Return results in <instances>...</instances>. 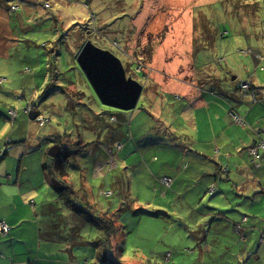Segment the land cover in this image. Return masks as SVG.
<instances>
[{"label":"rangeland","instance_id":"1","mask_svg":"<svg viewBox=\"0 0 264 264\" xmlns=\"http://www.w3.org/2000/svg\"><path fill=\"white\" fill-rule=\"evenodd\" d=\"M6 1L9 6L17 5L19 7L18 15L23 17L26 9H29L32 12L35 11V14H38V12L41 13V9L49 10L51 14L56 16V25L58 28H63V30L69 29L71 32V35H67L68 39L66 42V47L70 52H73L70 50V48H73L74 53H79V50H81L80 47L82 48L85 42L91 40L95 45L110 50L119 56L122 61H124L129 76H133L135 79H139L140 82L145 84L146 99L148 98L150 90L152 92L159 89L162 90V86L158 83L152 85L150 76L163 72L151 67V63H149V59L147 58L148 53L145 56L143 52L148 51V49L145 48L155 46L164 34L153 32L152 22L148 25V28L153 34L147 30V26L134 27L133 21H131V18H133L132 16L148 10L149 19L151 17L165 16L169 23H173L178 18H181L183 13L189 10V8H198V5H193L191 0L186 3L182 0H166L162 2L156 0V3L154 0H48L47 2L50 3V6L47 7V9L44 7L46 0ZM198 1L202 2L203 7L198 12L199 18H196H198V27L203 29L205 43L198 41V37L197 45L201 46L203 43L208 44L210 48L207 52L211 54L217 53V55H215L216 65H206L199 68L193 67L192 70L186 65L180 67V71L182 70V73H185L186 76L189 74V77L190 74L193 75L195 74L194 71H196L197 75H200L201 77V79H199V83L201 84L202 81L211 79L212 76L209 73H214L216 75V72H219L224 74L228 70V66L231 65L236 71L240 72L237 73L239 80L246 79L245 66L250 61L244 54V50L247 48V43L250 41L255 42V40H259L260 42L264 38V0H216L215 2L195 0V3L198 4ZM2 3L3 2H0V37L3 36L9 47L15 44L16 46H14L11 52L6 51L4 53V51H0V54H4L0 55V96H6V92H8L6 102L15 107L16 111H20V114L17 111L18 115H20L19 118L17 116L18 119L16 118L13 123L16 122L18 124L20 122L23 127H25L28 136L30 135L27 141L23 139L21 143L19 142L20 144L17 143L22 147L21 154L28 151L33 154L44 156V159L47 161L44 162V165L47 163L49 167H53L54 161L50 159L51 157L48 155V150L54 143L63 139V137L74 140L76 139L75 141L84 140L85 142H93L92 144L96 145H100V142L103 144L104 138H102L100 134H103L104 126L96 124L99 117L94 118L93 113H90V111L85 108L84 103L91 107H96L98 105L105 111L112 110L132 113L137 109L135 112L138 113V120L140 122L138 123L136 120L137 122H131L127 127L125 126L124 138L125 140L132 141L135 148L138 150L146 149V144L153 140H160L161 142L163 140L165 142V139L174 140L173 137L179 136L177 131L175 132V136L167 134V132L171 130L170 126L165 122V115L169 112L167 107L162 105L160 112L163 115H159L157 120H153V117L147 111L149 110V112L152 113L150 109H153V107L144 98L143 100L141 98L136 109L125 111L106 107L99 101L96 94L94 95V98L97 101L96 105L91 95L86 99L83 98L80 100L76 93L75 86L73 87L72 85L68 86L67 91L76 98H70L68 103H65V99L61 98L64 93L60 91L57 92L59 89H56L55 93L54 90L52 94L50 93L47 95V93H44L43 96H40L48 83L56 82L58 85L60 84L57 80L51 78L49 71H47L44 79H41V75L39 74L36 76L32 75V70L29 68H34L35 65L28 62V57H26L25 54L27 56H33L37 49L30 47L29 45L31 44L27 39H39L38 42L40 44H43L44 41H50V45L54 44L56 42L54 40L57 39L53 29L54 20H56V18L53 17V20L50 21L51 25H49V21L46 22L45 18L31 23L28 21L29 17H24L21 21L23 28L30 27L32 29L34 24H36V27L38 28H34L26 34L23 32L24 34L22 33L20 38L15 39L14 41L12 38L16 37V35L13 34V32L10 34V31L8 30L12 16L6 8L2 7ZM154 12L156 13L154 14ZM204 13L210 15V26H207V20L201 16ZM220 16H222V18H220ZM15 18L16 17L13 18L14 24L16 20ZM106 19H108V21H105ZM240 24V28L244 29L246 26V32H243V30L241 31L238 27ZM120 25H123V27L119 30L121 31V34L119 35L116 30L119 29ZM227 25H229L230 28L232 27L231 29L228 28L231 33L227 37L221 38L222 32L223 35L227 34L223 31ZM212 26L215 30L211 29ZM168 28L169 25H165L162 31L168 30ZM206 29L209 32L208 34ZM220 29H222V31H220ZM122 33H124L125 38ZM217 39H219V45H217ZM118 45L120 47H118ZM208 45L206 46L208 47ZM55 48H59V46L56 47L51 45L50 51L55 52ZM241 50L243 51L241 52ZM196 52H198V50ZM200 52L202 53L200 56L201 63L206 60L213 61L209 54L204 51ZM61 53L62 55L58 61V70L63 74L62 76L64 78L66 76L72 77V72H67V69L72 65V57L68 55L65 46L64 52ZM195 62L197 63V61ZM217 68H219L221 72L218 71ZM50 71L54 72L53 70ZM138 73H141V75H138ZM211 81L209 84L212 83ZM81 83L84 84L85 80H81ZM32 101L40 113L51 118L45 127L40 126L37 120H32L29 114L24 115L23 111L28 103H30L28 106L35 108ZM178 105L179 102L176 101L175 107L177 108ZM142 109H144L143 112ZM103 116L105 115L102 114L101 117ZM12 120L13 119L7 121L9 127L7 134L13 133L11 137L14 140L16 139V132L12 131L14 125L11 123ZM174 125L176 130H180L181 132L186 131V135L191 137L193 142L194 139L198 137L199 133L205 132L202 125L199 129L198 127L195 128V125L193 126L189 123L182 124L177 122ZM250 127L253 128V126ZM209 132L212 133L211 130ZM230 134L231 132L229 131L228 135ZM150 135H154L155 137L151 138ZM7 136L8 135L4 134L0 137V144L7 147L6 149L11 150L15 145H11V141L7 143ZM219 137L222 139L224 133H221ZM181 142L182 141L179 139V143ZM155 143L158 142L155 141ZM156 147L159 157L163 159L165 155L166 159L167 149L165 150L164 146L159 145ZM219 147H221L220 144ZM110 148V145L106 147L107 152L110 155L105 164H103V162L101 165L96 163L94 167V175L101 176L103 172L107 170L110 175L112 174L111 177L109 175L107 179L101 182V179L93 175H91V179L87 173H84V176L96 185V194L99 196L100 186L101 188L105 184L110 186L109 180L113 181L116 180V178L124 180L121 183V189L119 190L121 193L120 199H118L119 194L118 192H115L114 186H106L104 190V192L106 190L114 191L112 200L115 203H118L117 206L123 208L120 213L115 211L113 214L111 213L109 215V217H114L115 219L117 234L109 237L104 232L105 228H101L100 225L95 223L97 218L102 217L103 215L101 212H89L82 204L86 199L85 203L87 207L91 205L93 211L95 210L93 203L96 200L94 197H89L88 192H86V195H83L84 193L81 188H78V190L75 191L81 196L82 200L78 199V194L73 193L72 199H77L78 203L73 200H70L69 202L67 195L70 193H66L65 195L61 193L60 200V194H56L53 190L48 193L52 200H50V203H45L46 207L49 209L53 208L54 215L43 218L45 241L42 243L38 242L37 248H35V250L31 249L32 252L29 251L27 253V258H29L28 263L37 260L38 254H40V249L44 255L52 256L55 255L51 253L52 249H55L57 245L59 248L63 247V240H66L65 242H67L68 240L71 241L76 239L78 241L77 243L82 241L88 243L86 246L84 245L76 248L77 251L82 252L83 256H86L85 264H108L109 259H103V257L99 258V253L93 257L94 253L99 249L98 246L92 244V242L97 240L96 238L100 233H104L105 236H103L101 240L109 238L111 241V247L115 250L114 253L116 256L110 257L111 260H114L113 262L120 260L127 264H211L210 261L216 257V250L214 248L207 251L205 249H203V251L195 249L196 251L192 250L189 253V250L198 245V243H194L189 230L195 228L193 222L211 223L214 220L213 217L215 218L217 213L204 216L206 212L201 209L202 207H206V205L207 207L212 208L210 203L213 202H205V204L198 206V204L193 203L191 200H187V196L181 198L178 192L175 196L171 193L165 197L157 196L155 194V185L158 186L157 180L153 178L151 173H146L143 170V168L147 166L146 162H149L150 156L139 157L136 156L134 151H132L129 155V162L121 165V167H127V169H125L126 172H121L114 161V158L119 161V157H117L115 153L111 154ZM18 150L19 149H13L11 155L8 157L10 159L9 162H5V165L9 167L10 170L12 168L15 172L19 170L20 159L18 156L20 154L17 156L15 155ZM33 159L38 160L37 158ZM185 160L188 162L193 161L192 157L188 155L185 156ZM29 161L30 160L27 159L26 164L29 163ZM75 162H77L76 158L69 159L68 168L74 170V172H72L73 178H69L67 175V177L65 176V180L69 181L74 188H77L81 187V178L80 172H77V170L72 167ZM133 162H136L138 165H133ZM85 164L89 166L90 163L86 162ZM84 187H86L85 183ZM84 196H86V198ZM219 196L222 197L226 203H229L232 200L227 194L223 195V193H221ZM260 196L264 197L263 194ZM212 198L213 197L208 193L205 195L206 201H209ZM101 199L104 202H107V200L110 201V198L106 199L104 197ZM149 201H153L154 204H150ZM242 201L246 203L249 202L248 199ZM135 209H142L144 211L137 212L139 210ZM105 210L106 212L103 214L108 218L107 213H109V210L107 211L106 208ZM254 210L257 213L260 211V209L255 208H252L249 211V215L252 216L250 222L257 220L253 217L258 216V214L254 213ZM233 212H238V210L235 209ZM59 219L62 221H59ZM52 224H56L57 226L53 227ZM121 225L123 226V229ZM9 226L12 229V233H16L17 229L12 225ZM122 230L125 233L123 236ZM111 231H113V229ZM53 235L59 236L57 238L58 240L60 239L59 242H52L49 240L53 238ZM202 235V233L195 234L199 239ZM24 238L25 239L23 240H17V243L14 245V249L17 250L18 254L25 247L23 241H26L30 246H36L33 235L25 236ZM241 244L244 248L243 251L239 253V257L243 259H246L250 255L255 258L260 257V260H258L257 263H264V248L260 250L261 246L264 244L262 241L251 242L248 240L243 241ZM217 248L219 250L222 249L218 251V255L224 257L226 244L219 243ZM89 251L91 252V256H89ZM12 254H15L14 251H12ZM226 257L228 258L227 255ZM230 259L237 263L234 257L230 256ZM249 264H255V262L251 261Z\"/></svg>","mask_w":264,"mask_h":264},{"label":"crops","instance_id":"2","mask_svg":"<svg viewBox=\"0 0 264 264\" xmlns=\"http://www.w3.org/2000/svg\"><path fill=\"white\" fill-rule=\"evenodd\" d=\"M162 1L166 0H158V2ZM182 1L186 3L189 0ZM205 1L215 2L216 0ZM154 2L156 3V0H154ZM191 3L193 5H198V8H189V10L183 13L181 18H178L173 23H169L165 16L151 17L149 19L148 10L136 14L137 16L133 15V18H131L136 28L147 26V30L152 34L153 32L164 34L157 44L153 46L154 53L152 63L150 64L151 67L163 72L150 76L152 85L158 83L162 86V90L159 89L153 92L150 90L147 99L145 98L144 90L141 98L142 100L143 98L146 99L153 107V109H150L152 113L147 110L153 117V120H157L159 115H163L160 112L162 105L167 107L169 112L165 115L167 118H165V122L171 128L167 134L175 136V132L177 131L179 136L173 137L174 140L165 139V142L163 140L162 142L160 140H153L146 144V149L138 150L135 148L132 141L125 140L124 138L125 126L127 127L131 122H135L136 120L138 123L140 122L138 120L139 115L135 112L137 109L132 113H128L112 110L105 111L98 105L96 107H88V105H85V108L90 111V113L93 110L92 113L94 118L99 117L96 124L104 126V132L102 135L100 134V136L104 138L103 144L100 142V145H96L92 144L93 142H85L84 140L75 141L76 139L74 140L67 137H63V139L59 140L60 143L65 144L73 150L71 158H76L77 160L72 167L77 170V172H80L81 187L74 189L78 190V188H81L84 193L83 195H86V192H88L89 197H94L96 200L93 203L95 206L94 211L91 205L87 207L85 203L86 199L82 202L83 205H86L89 212H101V214H103L106 212L105 208L112 213L115 211L120 213V211L123 210L121 207L117 206L118 203L112 200L114 191H112L111 195L105 194L106 191L110 190L104 192L106 186H114L115 192L119 194L118 199H120L121 193L119 190L121 189V183L124 181L123 179L120 180V178H116V180L113 181L109 180L110 186L107 184L102 188L100 186L99 196L96 194V185L84 176V173H87L91 179V175L95 176L94 167L96 163L101 165L103 162V164H105L110 155L106 149L109 145L111 147L110 153H115L117 157H119V161L115 158L114 161L121 172H126L124 171L125 167H121V165L129 162V155L132 151L139 157L150 156V160L148 163L146 162V164L154 173L158 175H171L174 177V191L171 192L173 196L178 192L181 198L187 196V200H191L193 203L198 204V206L205 204V202H213L210 203L212 207L222 209H246L250 211L252 208H255L264 211V197L260 196L261 194L264 195V149L259 150L261 155L259 160H255L251 154V149L261 140L264 141V69H262V67H264V62L259 58V54H264V38L260 42L259 40H255V42L250 41L247 43L246 49H250V54L246 55L247 51L245 52L246 54H244L250 61L245 66L246 79L239 80L237 73L240 72L229 65L228 70L224 74L219 72H216V75L214 73H209L212 76L211 79H206L200 84L199 79H201V77L197 75L196 71H194L195 74H190L189 77V74L186 76L185 73H182V70L180 71V67L188 65L191 70L193 67H197V63L200 61V56L202 54L200 51L206 52L213 59V61L206 60L205 64L200 67L216 65L215 55H217V53L211 54L207 52L210 46L204 44L203 29L198 27V12L203 7L202 2L198 1V4H196L195 0H191ZM26 11L28 12H26V17L30 14L37 19V14H34L29 9H26ZM45 12L49 14L47 17H50H46L45 21H49V25H51L50 21L53 20V17L56 18V16L51 14L50 11H42L41 13ZM155 13L156 12H154V14ZM14 16L21 21L24 19L23 17L20 18L18 14H14ZM201 16L207 20V26H210V15L204 13ZM56 20H54L53 26L56 25ZM28 21L32 22L31 19ZM105 21H108V19ZM151 22L153 23V32L148 28ZM165 25H169V28L168 30L162 31ZM240 26L241 24L238 25L239 28ZM122 27L123 25H120L119 29L116 30L119 35L121 34L119 30H121ZM228 28L231 29L232 27L230 28L229 25H227V29ZM21 29L23 30V26H21ZM211 29L215 30L213 26ZM229 29L224 31V33H227L226 35L231 33ZM240 29L241 31L243 30V32L247 31L246 26L244 29ZM8 30L10 34L13 32L11 23ZM54 33L55 35H61L59 30L54 31ZM122 34L125 38L124 33ZM198 37V41L204 42L201 46L197 45ZM12 39L15 41L16 37ZM218 40L219 39H217V44ZM206 45H208V47ZM14 46H16V44L9 47L3 36L0 37V51H4V53L6 51L11 52ZM118 47L120 46L118 45ZM70 50L74 51L73 48H70ZM197 50L198 52H196ZM0 55L4 54L1 53ZM195 61H197V63ZM217 70L220 71L219 68H217ZM80 76H82L81 72ZM79 80H82V78L80 77ZM211 80H215L218 83L213 88V82ZM138 81L140 80L138 79ZM210 81L212 83L209 84ZM241 81L248 82L250 88L245 90L241 89ZM6 93V96H0V137L4 134L8 135L6 138L7 143L11 141L10 144L15 145L13 149H19L15 155L17 156L20 154L21 156H18L20 159L19 170L16 172L12 168L10 170V168L5 165V162H9L10 159L8 157L11 155L13 149L8 152L6 149L7 147L0 144V149L2 150L1 154H5V158L7 159V161L2 162L0 165V222L5 221L17 229L16 233H12V229H10L9 233L5 236L0 234V264H85L86 256H83L82 252L77 251L76 248L84 245L86 246L88 243L83 241L77 243L78 241L76 239L71 241L68 240L67 242L63 240L62 248H59L57 245L55 249H52L51 253L55 254L52 256L44 255L40 249L37 260L28 263L29 258H27V253L35 250L38 242L42 243L45 241L43 218L54 215L53 208L49 209L46 207L45 203H50V200H52L48 195L50 191L54 190L55 193L58 194L52 180L54 177L60 181H63V179L60 178V174L57 172L56 167H52L50 170L47 163L44 165V162H47L44 156L33 154L28 151L21 154L22 147L18 144H20L23 139L27 141L30 135L28 136L25 127H23L20 122L18 124L16 122L13 123L15 119L11 121V123L14 124L12 131L16 132V139H12L11 136L13 133L7 134L9 128L7 121L11 119L8 110L9 106L12 105L6 102L8 92ZM93 100L96 105L97 101L94 97ZM176 101L179 102L177 108L175 107ZM28 105H30V103H28ZM28 105L23 111L24 115L28 114L26 112ZM143 110L144 109H142V112ZM34 111H38V109L35 107ZM18 112L20 114V111ZM32 113L33 112L30 114ZM233 113L240 114L245 119L244 123L236 122ZM102 114L105 116L101 117ZM19 116L20 115H18V118ZM177 122L182 124L189 123L193 126L195 125V128L198 127V129L202 125L205 132L199 133L198 137L194 139L193 142L192 138L186 135V131L181 132L180 130H176L174 124ZM249 125L253 126V128ZM210 130L212 133L209 132ZM229 131L231 132L230 135H228ZM221 133H224L222 139L219 137ZM154 135H150V137H155L156 135ZM179 139L182 141L181 143H179ZM155 141L158 143H155ZM162 144L166 146H164V149H167V160L165 159V155L163 159L160 158L158 150L156 149L157 145L160 146ZM219 144L221 147H219ZM187 155L191 156L193 161H186L185 156ZM33 158H37L38 160ZM27 159L30 161L26 164ZM86 162L90 163L89 166L85 164ZM66 170L68 172V177L73 178L72 172H74V170L68 169L67 167ZM109 175L110 173L106 170L101 176L95 177H98L102 180L101 182H103ZM84 183L86 187H84ZM212 186H214V190L211 192L210 188ZM156 193L157 196L162 197L168 195L164 192H160L159 194V191H156ZM207 193L210 195L214 194L211 196L213 198L209 201L205 199ZM221 193H223V195H229V198L232 199L231 202L226 203L225 200L219 196ZM84 197L86 198V196ZM104 197L106 199L110 198V201L107 200V202H104L101 199ZM59 198L61 200V196ZM245 199H248L249 202L246 203L242 201ZM201 209L206 211L205 207ZM212 213L214 215L213 211H208V214ZM231 213L234 214L232 216L238 218L239 215L233 212H230V214ZM254 213L256 214L257 212L254 210ZM254 218L257 220L252 223L255 225L259 223V227L253 228V230L241 229L240 234L245 238L246 233L247 239L261 234V241L264 243V212L258 214V216ZM213 219L211 223L193 222L195 228L189 230V233L194 243H198V245L189 250V253L192 250L203 251V249H205L207 251L214 248L216 250V257L210 261L211 264H236L235 261H231L230 256L234 257L237 261L239 253L243 251L244 246L241 243L244 240L241 241L239 239L230 220L222 219L218 214H216ZM59 221L62 220L59 219ZM52 226L54 227L57 225L52 224ZM196 233H202L203 235L199 239L195 236ZM29 235L34 236L36 246H30L26 241H23L25 247L18 254L17 250L14 249V245L17 243V240H23L25 236ZM103 236H105L104 233H100L95 241L101 240ZM52 237L53 238L49 240L52 242H59L60 239H57L59 236L53 235ZM247 239L245 241H247ZM217 243L226 244V251L224 254L227 255L228 258H221L222 256L218 255V251L222 249L219 250L217 248ZM263 248L264 244L261 246L260 250ZM12 251H14V255ZM98 252L99 250L94 253L93 257H95ZM89 256H91L90 251ZM247 259H249L250 262L254 261L255 264H264L262 262L257 263L260 257L255 258L250 255Z\"/></svg>","mask_w":264,"mask_h":264},{"label":"trees","instance_id":"3","mask_svg":"<svg viewBox=\"0 0 264 264\" xmlns=\"http://www.w3.org/2000/svg\"><path fill=\"white\" fill-rule=\"evenodd\" d=\"M47 1L48 0H46L45 5H44V7L46 9H47V7L50 6V3H48ZM0 2H3L2 3V6L4 8H6L11 13L10 15L12 16V20H11L10 23L13 26V34L16 35V39L20 38V36L22 35L23 32H25V34H26V33L30 32L32 29L38 28L34 24V27L32 29L30 27H27V28H23V30H22L21 29V26H23V25L21 24V20L20 19H18L16 17L15 18L16 19L15 20V24L13 23V18L15 17L14 14H18L19 7L17 5L9 6L7 4V1L6 0H0ZM4 3H5V5H4ZM42 11H49V10H41L40 12H42ZM26 12L27 11L25 10V12H24L25 17H26ZM33 13L35 14V11ZM37 15H38L37 19L35 17H33L32 15H30V14H29L28 17H29V19H31L32 21L35 22V21L41 20L43 18H46L49 14L46 13V12L45 13H39L38 12ZM18 16H20V15H18ZM22 17L23 16H20V18H22ZM47 18H50V17H47ZM220 18H222V16H220ZM34 22H31V23H34ZM53 29H54V31L59 30L61 32V35H55V37H57V39L54 40V41H56V42L54 44H51V45H54L56 47L59 46V48H55V52H51L50 51L51 50V45L49 44L50 41H48V42H45L44 41L43 44H40L38 42L39 39L38 40L35 39V38L27 39V41H29L30 44H31L29 46L32 47L33 49H37L36 50V53L33 54V56H27L25 54V56L28 57V60H29L28 62H31L32 65H35L34 68H29V69L32 70V75L33 76H36V75L39 74V75H41V79H44L45 76H46V74H47V71H49V73L51 74V78L57 80L59 82V84H60V85H58L56 82H50V83H48L47 87L44 89V91L42 92V94H40V96H43L44 93H47V95L50 94V93L52 94V92L54 90H55L54 91V93H55L56 92V89H59L57 92L60 91V92L64 93V94H62L63 96L61 98L62 99H65V103H68L70 98L73 99L75 97L74 95H72L71 93H69L67 91L68 86L69 85H72L73 87L75 86L76 93L79 96V99L80 100H82L83 98L86 99L89 95H91L92 97H94V95L96 93H95L93 87L91 86V84L89 83V81L86 80L87 78L85 79L86 76H84L82 70H80L81 68L79 67V65H78V63L76 61V56L78 55V53L77 52L74 53V51L73 52H70V51H68V49L66 47V42H67V39H68L67 35L68 34L71 35V32L69 31V29H66V30H63V28L60 29V28H58L57 25H54L53 26ZM222 29H220V31H222ZM226 30H228L227 29V26L225 27V29H223V31H226ZM206 32H207V34L209 33L207 31V29H206ZM227 36L228 35H226V34L223 35V33H222V37L221 38H224V37H227ZM40 40H41V38H40ZM64 46H65V48L67 50L68 55L70 57H72V60H73L72 61V65L67 69V72H72V74H73L72 77H67L66 76L64 78L62 76L63 74L61 72H59V70H58V65H59L58 64V61L60 59V56L62 55L61 52H64ZM145 49H148V51L147 52H143V53L145 54V56L148 53V55H147V58L149 59L148 61H149V63H152V57H153V53H154V48H153V46H150V47H147ZM48 51H49L50 54L48 53ZM242 51L243 50H241V52ZM244 51L245 52L247 51L248 52V55L250 54L248 49H246ZM259 57L260 58L261 57H264V54H259ZM261 60L264 62V59H261ZM262 61H261V63H262ZM204 64H205V62H202L201 63L199 61L197 63V67L199 68L201 65H204ZM50 70H53L54 72H51ZM80 72L82 73V76H80ZM138 75H141V73H138ZM80 77L82 78V80H85V83L84 84L81 83V80H79ZM212 82H213L212 83V88L214 86H216V84H218L215 80H213ZM46 89H47V91H46ZM96 96H97V94H96ZM32 104H33V106L36 107V105L34 104L33 101H32ZM84 104L87 106L86 103H84ZM88 107H90V106H88ZM11 108L13 109L14 107L13 106H9V110H8L9 117H10V112L9 111H10ZM92 112H93V110H92ZM50 120H51V118H50ZM45 126H43V127H45ZM160 146H165V145L162 144ZM1 156H2V154L0 155V157ZM134 164L135 165H138L136 162H133V165ZM53 165H56V166H53V168H55V167L57 168V172L60 174V178L65 177V176L68 175V172L66 170V167L68 168V160H57ZM49 168L51 170L52 166H50ZM125 169H127L126 166L124 168V171H125ZM143 170L146 173H151L153 175V178H155L157 180L158 186L155 185V194L156 195H157L156 191H159V193L160 192H164L165 194H170L172 191H174V177L173 176H171V175H158V174L154 173L148 166L144 167ZM165 176H168V177H170V178L173 179V183H172V185L170 187L165 186L162 183V181H161ZM212 195H214V194H211V196ZM149 203L150 204H154L153 201H149ZM205 209H206V211H204L202 209L204 212H206V214H204L205 216L210 215V214H208V211H213L214 213H217L218 215H220L222 219L230 220L231 221V225L233 224L234 231L236 232L237 236L239 237V239L241 241H243V240L245 241L248 238L247 235H246V233H245V236H246L245 238L242 236V234H240V230L241 229H249V230L252 229L253 230V228L259 227V223H257V225H258L257 226V225H255V224H253L252 222L249 221V219L251 220V217L252 216L249 215L250 212L248 210H246V209H245V211L239 209L238 212H233V209H222V208H218V207H212V208L205 207ZM136 210H139L137 212H143L144 211L142 209H136ZM261 211H263V210H261ZM261 211H259L256 214H260V213L262 214L263 212H261ZM230 212H233V213L239 215L238 218L232 216L234 214L231 215ZM111 213H112L111 211H109V213H107V217L108 218H106L104 216V214H102L103 216L97 218V221L95 222L98 225H100L101 228L102 227L105 228L104 232L109 237H111V235H116L117 234L116 233L117 227H116V224H115V219H114V217H109V215ZM140 215H145V214H140ZM253 217H255V216H253ZM112 229H113V231H111ZM122 229H123V226H122ZM124 234L125 233L122 230V236ZM248 240L251 241V242L261 241L262 240V236H261V234H258V236H254L252 238L249 237V239H247V241ZM92 244L98 246V249H99V252H98L99 255L98 256H99V258H102L103 257V259H109L108 264H127V263H123L120 260H118L117 262H113L114 260H111L110 257L116 256V254L114 253L115 250L112 249V247H111V241H110L109 238H106V240L93 241ZM224 257H226V255ZM221 258H223V257H221ZM249 263H250V260L249 259H247V258L246 259H243V258L239 257L237 259V263L236 264H249Z\"/></svg>","mask_w":264,"mask_h":264},{"label":"water","instance_id":"4","mask_svg":"<svg viewBox=\"0 0 264 264\" xmlns=\"http://www.w3.org/2000/svg\"><path fill=\"white\" fill-rule=\"evenodd\" d=\"M76 61L102 104L125 111L137 108L145 90V84L133 76H129L119 56L88 40L76 56ZM39 114L40 111H33L29 116L32 120H36ZM7 151L9 152V149ZM61 152V146L54 143L49 148L48 155L56 159ZM1 153L2 150L0 149ZM72 154L73 152H71L70 157ZM5 157V154L0 157V165L7 161ZM52 181L55 190L59 193L64 188L63 183L56 177Z\"/></svg>","mask_w":264,"mask_h":264},{"label":"built area","instance_id":"5","mask_svg":"<svg viewBox=\"0 0 264 264\" xmlns=\"http://www.w3.org/2000/svg\"><path fill=\"white\" fill-rule=\"evenodd\" d=\"M260 58V57H259ZM261 59H264V57H261ZM262 69H264V67H262ZM138 70V68H137ZM240 87L241 89H249L250 88V84L248 82H242L240 84ZM34 111V108L31 107V106H28L27 109H26V112L28 114H30L31 112ZM10 118L11 119H16L17 116H18V112L16 111V109H10ZM233 116H234V119L236 122L238 123H244L245 119L238 113H233ZM38 122H39V125L40 126H45L49 121H50V118L47 116V115H44L42 113H40L38 116H37V119H36ZM260 149H264V141L261 140L260 142H258L254 148L251 149V154L252 156L254 157L255 160H259L261 155L259 153V150ZM162 183L167 186V187H170L173 183V179L168 177V176H165L162 180ZM214 190V186H212L210 188V191L212 192ZM106 195H111L112 194V191H106L105 192ZM10 226L8 223H6L5 221H2L0 222V234L5 236L9 233L10 231Z\"/></svg>","mask_w":264,"mask_h":264},{"label":"flooded vegetation","instance_id":"6","mask_svg":"<svg viewBox=\"0 0 264 264\" xmlns=\"http://www.w3.org/2000/svg\"><path fill=\"white\" fill-rule=\"evenodd\" d=\"M60 146H61V148H62V152H61V154H60V156L58 157V158H56V159H52V158H50L51 160H53L54 161V163L57 161V160H68V159H70L71 157H70V154H71V152H73V150L72 149H70L69 147H67L65 144H63V143H60V142H57ZM54 166H56V165H54ZM67 177V176H66ZM66 177H64V178H61V179H63V181H61L62 183H63V185H64V188L61 190V191H59V194H60V196H61V193H63L64 195L66 194V193H70L69 195H67V197H68V199H69V202H70V200H73V201H76V202H78V200L76 199V200H74V199H72V197H73V193H75V194H78V193H76L75 191V189H74V187H73V185L69 182V181H66L65 179H66ZM78 199L79 200H82V198H81V196H79V194H78ZM72 203V202H71ZM79 203V202H78ZM85 206V208H87L86 207V205H84ZM88 209V208H87Z\"/></svg>","mask_w":264,"mask_h":264}]
</instances>
